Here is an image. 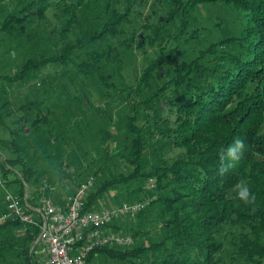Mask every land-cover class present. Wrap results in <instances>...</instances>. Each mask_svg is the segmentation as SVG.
Instances as JSON below:
<instances>
[{
	"label": "trees",
	"instance_id": "16d2710c",
	"mask_svg": "<svg viewBox=\"0 0 264 264\" xmlns=\"http://www.w3.org/2000/svg\"><path fill=\"white\" fill-rule=\"evenodd\" d=\"M51 0H16L5 2L6 8L0 7V33L12 40L19 39L34 42L26 29L33 18L44 17L51 6ZM135 0H125L123 13L114 12L101 23L100 28L83 29L79 37L66 41L58 51L45 55L27 56L12 75H0V80L11 82L26 81L31 72L39 70L47 63L68 65L75 49L88 44L115 37L120 31L118 26L128 20V13ZM170 17L180 21L187 18L188 12L196 5L221 2L232 4L245 13V29L239 36H231L210 44L200 50L189 63L173 64L168 80L161 84L152 94L141 98L131 108L132 114L126 117V127L131 134L130 147L126 160L133 166L126 174H111L98 177L93 172L94 183L86 194L83 211L93 209L95 203L109 190L120 185L128 187L132 201L150 205L157 204L156 212L159 223L154 230L157 238L147 244L129 247H96L86 256L87 264L102 257L105 260L125 264H218L216 254L222 243L215 235L218 226L226 221L248 226L237 242L238 253L250 262L262 264L264 261V0H169ZM90 4L101 6V0H57L63 22L59 31L63 39L76 22V10ZM4 5V6H5ZM163 25V24H162ZM155 36L139 35L137 45L142 48L146 43L154 44L158 27L149 26ZM22 47L21 43L19 44ZM92 55V54H91ZM89 56L77 64L79 72L89 76L97 71L95 65L98 54ZM165 61H152L141 74L137 87H147L154 69H159ZM105 81L104 77H100ZM171 90L172 95L165 100L173 116L164 115L160 105L164 92ZM162 96V98H161ZM41 100H34L21 108L38 109ZM143 104V124L137 125L139 105ZM40 110V109H39ZM49 112V111H47ZM168 112V111H166ZM166 114V113H165ZM46 121V117L37 120ZM1 122V118H0ZM85 124L84 121H79ZM84 122V123H83ZM73 130V128L71 129ZM72 132V131H71ZM12 138L0 145L11 147L14 156L6 157L0 163L2 174L19 166L18 176L7 181L17 183L15 190L20 196L25 192V185L31 183L41 186L40 175L29 164L31 156L48 155L31 154L15 140L17 133L11 130ZM74 137L61 135L62 143L69 146ZM236 138L245 141V148L238 160L232 161L226 156L227 147ZM57 134L53 140H56ZM152 141V143L150 142ZM47 141H43V146ZM157 145V154L153 161L145 157L149 146ZM184 148L185 153L172 161L161 157L163 148L168 146ZM58 144L56 150H59ZM31 147V146H30ZM67 152V151H66ZM154 152V151H153ZM54 158L64 161V154ZM61 156L60 158H57ZM221 169H224L223 171ZM151 179L154 187L146 182ZM85 180V179H84ZM245 182L254 200L241 201L236 192L231 190ZM54 198V197H53ZM55 199V198H54ZM56 200V199H55ZM128 202V201H126ZM130 202V201H129ZM148 208V207H147ZM146 204L135 216L142 221L148 209ZM3 212V211H0ZM151 212V211H149ZM148 212V213H149ZM123 218V217H122ZM115 220L109 228H120ZM142 222L139 224L141 225ZM22 227L18 221L6 219L0 221V260L6 254L22 257L31 264V251L38 236L37 228L23 227L22 233L16 230ZM118 231V230H116ZM135 229L131 236H136ZM263 240V241H262ZM147 258V260H145ZM133 260V261H131ZM135 260V261H134ZM34 264V263H33Z\"/></svg>",
	"mask_w": 264,
	"mask_h": 264
},
{
	"label": "rangeland",
	"instance_id": "374dc122",
	"mask_svg": "<svg viewBox=\"0 0 264 264\" xmlns=\"http://www.w3.org/2000/svg\"><path fill=\"white\" fill-rule=\"evenodd\" d=\"M15 1L0 0V7L6 8L5 2ZM56 1H50L51 6L45 11L44 17H34L27 26L28 35H32L33 40L37 39L36 46H32L35 40H12L8 35L0 33V75H12L27 56L39 53L49 55L58 51L64 42L79 37L83 29L100 28L101 23L112 16L113 11L123 13L125 8V0H101V6L90 4L88 7H79L76 10V22L61 39L59 31L63 18ZM170 7L169 0H135L128 13V20L117 27L120 32L115 37L108 36L104 40L75 49L68 65L47 63L31 72L26 81L0 80V139L3 144L11 140L10 132L14 130L18 135L15 140L22 147L29 148L30 154L33 151L42 153L46 148L49 151L47 156H31L29 161L40 175L41 181V186L38 187L31 183L25 185L28 194L33 197L31 204L35 205V201L43 195L62 201L84 179L94 178L95 171H98V177L131 171L133 166L126 160L131 140L126 117L132 114L133 105L168 80L175 62L189 63L200 50L207 49L210 44L221 39L239 36L245 29V13L232 4L215 2L196 5L188 12L185 22L177 17H170ZM150 25L158 27L157 39L153 45L146 43L140 48L137 45L139 35L155 36ZM91 54L99 55L94 61L98 70L85 76L79 72L77 64L84 59L88 60ZM160 59L165 62L159 69H154L149 85L137 87L144 69L152 61L156 60L158 63ZM100 77H104L105 81ZM172 94L170 89L166 90L159 105L165 107L164 115H169L171 120L173 116L169 113L170 108L167 110L169 105L165 100ZM34 100L42 101L38 104V109L21 108ZM145 111L143 104H140L136 121L139 126L143 124ZM42 116L46 117V121L39 119L36 125H31L34 119ZM79 121H84L85 124H80ZM56 134L58 139L53 140ZM63 134L74 137L69 141L68 147L61 142ZM45 139L47 144L44 147ZM57 144L59 150L55 148ZM150 145L145 159L151 163L158 150L157 145ZM61 152L65 156L64 161L54 158L56 153ZM160 152L161 157L170 162L183 155L185 150L171 145ZM12 156L14 153L11 147L0 145V163L4 158ZM19 169V166L13 167L4 177L0 167V179L3 181V185H0V211L4 210V193L15 192L18 188L17 183L7 181L15 179ZM147 183L149 188L154 187V184L150 185L152 180ZM241 184L247 186L245 182ZM133 187L134 184L128 187L120 185L117 189L109 190L95 203L93 209L131 202L129 192ZM231 191L237 192V186ZM145 204L148 212H151H146L147 216L142 221L135 216H126L116 222L120 225L116 230L120 232L131 234L133 230H138L137 235L132 237L135 245L147 244L149 240L155 241L157 238L154 230L159 227L156 212L160 207L157 204ZM23 227L16 232L22 233ZM248 231V226L233 221H226L218 226L215 235L222 243L221 250L216 254L218 264H256L240 255L237 249L239 237ZM34 243L31 264H46L44 253L36 241ZM93 263L125 264L102 257L96 258ZM0 264L27 263L13 252L6 254Z\"/></svg>",
	"mask_w": 264,
	"mask_h": 264
},
{
	"label": "built area",
	"instance_id": "2783aa9c",
	"mask_svg": "<svg viewBox=\"0 0 264 264\" xmlns=\"http://www.w3.org/2000/svg\"><path fill=\"white\" fill-rule=\"evenodd\" d=\"M93 183L94 178L88 177L62 201L43 195L35 205L30 203L33 197L26 188L23 196L7 191L2 199L4 210L0 213V221L11 219L24 227L37 228L36 243L45 255L46 264H87V253L96 247L131 246V234L112 230L109 225L138 212L145 204L122 202L112 207L83 211L84 199ZM0 185H3L1 179Z\"/></svg>",
	"mask_w": 264,
	"mask_h": 264
},
{
	"label": "clouds",
	"instance_id": "9594fccd",
	"mask_svg": "<svg viewBox=\"0 0 264 264\" xmlns=\"http://www.w3.org/2000/svg\"><path fill=\"white\" fill-rule=\"evenodd\" d=\"M245 148V141L241 138H236L227 147L226 156L232 161H236L240 158L242 151ZM222 171L224 169H221ZM238 191L236 192V197L241 201H250L255 199V195L250 193L249 189L245 185H237Z\"/></svg>",
	"mask_w": 264,
	"mask_h": 264
},
{
	"label": "crops",
	"instance_id": "0c3cea01",
	"mask_svg": "<svg viewBox=\"0 0 264 264\" xmlns=\"http://www.w3.org/2000/svg\"><path fill=\"white\" fill-rule=\"evenodd\" d=\"M28 191V190H27Z\"/></svg>",
	"mask_w": 264,
	"mask_h": 264
}]
</instances>
